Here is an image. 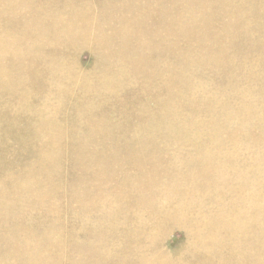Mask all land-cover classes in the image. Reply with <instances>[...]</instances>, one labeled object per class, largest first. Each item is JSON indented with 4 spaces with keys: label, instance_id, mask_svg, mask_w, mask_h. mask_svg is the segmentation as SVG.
I'll return each mask as SVG.
<instances>
[{
    "label": "rangeland",
    "instance_id": "374dc122",
    "mask_svg": "<svg viewBox=\"0 0 264 264\" xmlns=\"http://www.w3.org/2000/svg\"><path fill=\"white\" fill-rule=\"evenodd\" d=\"M38 1H40V4ZM128 1L133 2L134 0H42V2L41 0H31V7L33 6L35 12L37 3L39 8L43 7L42 13L47 14L50 12L49 15H45V19L50 18L51 13L56 16L61 13L72 12L75 14L74 17L88 14L85 19L90 24L81 26L77 24V27L89 28L94 31L97 26H100L103 30L109 31L115 28L114 24L129 19L127 16L129 13L127 11ZM4 2H7L6 5ZM13 2L17 3L18 0H0V34L5 30L12 29L15 24L16 29L14 31L17 36H20L24 33L23 28L25 26L22 23L18 28V22L21 23L25 14L21 17L16 12H12L9 5L14 4ZM21 2L22 0H19V13L22 12ZM235 3L240 4V2ZM167 4L170 5L169 2ZM46 5L50 9L45 8ZM258 13L241 18V25L244 27L249 25L248 21L251 22L253 30L251 35L258 36L264 32V17H261ZM122 14L124 19L118 21ZM74 17L73 19L76 20ZM214 18L216 20H212L213 22H224L227 25L233 20L234 16L224 13L217 14ZM244 19L249 20L245 21ZM202 20H205V16L195 17V25L197 22L201 23ZM258 20L261 21L258 22ZM198 31L195 29L189 38H184L189 36L186 32L181 33V31L172 30L167 33L170 39L175 35L181 46L187 44L189 47H194L196 42H200L198 48L200 53L202 52L203 58L208 60L209 57L210 60L212 59L218 63V65L210 66L206 72L207 75L213 78L215 83L217 82L218 86H226V89L235 88L233 90L240 88L254 89L257 87L259 72L256 75L253 74L256 80L244 79L252 60L251 53L248 54V49H251L252 53L256 55L257 47L254 49L248 48L247 45L243 44L241 49L234 50V44H230L231 47L228 46L226 51L219 50V52L215 49L209 55L211 47H208V44H210V42H207L208 34L206 31L202 32V35H206L203 43V39L202 41L198 39ZM236 35L242 34L236 33ZM22 42L26 43V41ZM55 44L57 43L48 42L35 45L37 67L32 70V75L27 74L24 69L21 71L17 65L14 87L8 89V91H4L3 87L0 88V264H135L133 262L135 253L132 254L131 251L128 252L127 250H131L128 246L136 245V240L124 242L118 238V235L126 228L131 230L132 224L137 227L140 226V228H152V226L158 224V221L154 218L153 213H147V206L145 205L140 208H133V213L139 219L135 216H132L131 221L125 219L126 205L122 200L115 203L114 198L101 206L104 209L106 206L113 208V211L96 210L97 215L94 211L93 213L91 211L85 212V203L89 202L88 198L84 196L86 190H89L91 194L94 193L93 198L95 201L103 200L106 194L112 195L116 192L119 184L111 186L106 194L100 193V188L111 183L112 178L119 173L124 175L126 171L132 172L133 166L126 164V169H124V166L118 165V161H123L121 155L126 151L123 146H120L121 149H119L117 145H114L115 149L110 151V145L104 141L105 136L103 133L108 135L114 133V129H110L111 119L91 121L90 124H93V126H89L90 128L79 126L81 122L80 115H77L76 120L70 119L76 110L84 111L85 116L96 114V112H106L101 105L95 104L94 100L95 96L102 93L100 91L102 88L100 86L101 82L96 83L98 80L97 74L105 70L108 62L99 57L89 43L82 45L74 43L71 47H61ZM218 52L221 53V56ZM262 53L264 54V51ZM125 54H131L133 58V52L130 50L126 51ZM203 54H207V56L204 57ZM214 54L216 55L214 56ZM44 56L45 58H43ZM225 57H229V59ZM241 58L249 60H242ZM130 61H120L118 68L124 70L127 65L125 63ZM223 61L225 62L224 65ZM122 62L124 65L121 64ZM229 63H232V65H229ZM54 64L56 66L58 64V66L56 67ZM68 66L73 73L68 70ZM152 67L150 66V69ZM234 69L237 70V74ZM241 70H245V72L242 73ZM86 72H89L90 75ZM83 73L84 75L81 76ZM230 73L231 75H229ZM76 74L77 76H75ZM87 75L89 77L92 75L91 80L87 79L90 80L89 82H84L86 79L79 81L80 78L82 79ZM225 75H227V78H225ZM60 76L62 77L59 78ZM119 77L121 76L119 75ZM123 79L124 77H121L122 82H120L117 77L116 82L123 86V81L126 80ZM260 81L262 83L257 87L258 92L248 96L249 98L247 97L246 100L247 103L248 100L255 102L259 121L256 122L251 116L241 115L240 108H238L239 101L230 99L229 103L231 109L235 111V115L233 114L234 111L221 110L218 113L215 130L222 142L229 138L237 141L236 145L230 144L228 148L219 146L218 152L228 153L230 156L237 158L238 162L241 160L248 170H251L252 165H255L257 171L264 174V77H261ZM105 82L102 81L104 84ZM224 82L228 83L225 85ZM78 83L84 88L80 86L77 89ZM232 83L233 85L230 86ZM63 85L67 86L63 87ZM89 86L91 88H88ZM97 90L99 91L98 95ZM24 94L26 95L24 96ZM74 96L80 98L82 106L74 105ZM89 98L91 103L89 102L88 105L87 99ZM4 99L7 100L6 104H4ZM52 101L54 102L52 103ZM153 105L154 102L151 100L147 102V106L153 107ZM244 110L247 112L248 107ZM115 114V110L107 111V116L110 118ZM98 125H102L103 130ZM106 129L108 130L106 131ZM97 130L102 131L100 139L91 137V135H95ZM116 132L124 133L127 131L122 129L116 130ZM256 137L258 139H255ZM83 142L90 143L84 144ZM239 148L243 151L241 158L238 156ZM180 151L182 150L180 149ZM87 152H90L86 155L90 156V164L83 165L79 158H86L82 155ZM113 152H116L118 156L113 157ZM100 159L103 163L111 165L112 170L104 180L102 177L101 179L97 177L99 167L95 162L97 161L100 164ZM123 164L125 165V163ZM228 173L226 174L230 176L232 170ZM248 174H251V171ZM181 175L187 178V175L182 173ZM30 177L33 178V181ZM137 178L138 176L128 180L120 179L121 183L129 182L133 185L131 192L128 193L130 195L138 190L137 187H134ZM141 179L145 180V178ZM218 179L219 177L216 178V180ZM162 180H168V178L164 177ZM185 186L187 187V185ZM214 187V184L203 186L200 189L201 195L194 207H178L175 214L179 218L166 221L150 230L149 233L145 230L143 235L144 248L138 251V256L147 257L149 264L151 260H155L158 264H208L207 260L210 264H229L226 252L230 250L224 243L222 244L225 248H220L221 240L226 239V242L233 243L241 238L239 234L223 233L222 228H216L217 232L211 234L212 226L217 223V217L214 219L211 216L228 210V208H218L217 203L221 201L220 205L224 204L225 198L219 201V191ZM159 198L160 200L157 203L149 206L150 210L162 207L165 204V200ZM128 201L130 202L131 198ZM261 205L262 210L258 221L250 230L252 235L250 234L251 236L247 237L248 239L255 236L253 244L257 243L255 246L259 244L261 251H259V255L256 253L252 256L248 252L245 257V264H250V260L251 262L264 264V193ZM190 208L193 212L190 211ZM188 215L200 218V220L206 218L207 221L196 227L193 226L192 221L187 217ZM228 217L229 215L225 216L226 219ZM232 224L235 228L239 226L237 221ZM133 233L137 234V232ZM3 243H7L8 246Z\"/></svg>",
    "mask_w": 264,
    "mask_h": 264
},
{
    "label": "bare ground",
    "instance_id": "6f19581e",
    "mask_svg": "<svg viewBox=\"0 0 264 264\" xmlns=\"http://www.w3.org/2000/svg\"><path fill=\"white\" fill-rule=\"evenodd\" d=\"M38 2L40 4V1ZM235 2H240V4ZM6 3L4 2L5 5ZM13 3L9 5L12 12H16L21 17L25 14L21 23L18 22V28L22 23L25 27L23 28L24 33L20 36H17L14 31L16 29L15 24L12 29L5 30L0 34V88L3 87L4 91L14 87L17 65L21 71L24 69L27 74L32 75V70L37 67L35 45L54 42L61 47H71L74 43H80L81 45L89 43L99 57L108 62L105 70L97 74L98 80L96 83L98 81V83L101 82L100 86L102 88L100 91L102 93L98 95L99 91L97 90L98 96H95L94 100L95 104L101 105L106 112H96V114L85 116L84 111L76 110L70 119L76 120L77 115H80L81 122L79 126L83 127L93 126L90 122L94 120L106 121L111 119L110 129H114V133L109 135L103 133L105 136L104 141L110 145V151L115 149L114 145H117L119 149H121L120 146H123L126 151V153L121 155L123 161H118V165L124 166V169H126V164L133 166L132 172L126 171L124 175L119 173L112 178L113 181L111 183L105 184L100 188V193L106 194L111 186L119 184L118 190L112 195L106 194L103 200L95 201L93 198L94 193L91 194L89 190H86L84 196L88 198L89 202L85 203V212L91 211L93 213L94 211L97 215L98 210L104 209L101 206L107 204L111 198H114L115 203L118 200H122L124 205H126L127 213L125 214V219L131 221L132 216L139 219L133 213V208H140L145 205L147 206V213H153L154 218L158 221V224L152 226V228H140V226L137 227L132 224L131 230L126 228L118 235V238L124 242L136 240V245L128 246L131 250H127L128 252L131 251L132 254L135 253L133 262L135 264H149L147 257L141 254L142 258L138 256V251L144 248L143 235L145 230L149 233L150 230L164 222L179 218L175 214L178 207H194L201 195L200 189L211 184H214V188L219 191V201L225 198L224 204L220 205L221 201L217 203L218 208H228L229 210V212L224 210L220 214L211 216L214 219L217 217V223L212 226L211 234L217 232L216 228H222L223 233H229L230 235L239 234L241 238L233 243L226 242V239L221 240L220 248L224 249L226 246L230 250L226 252L228 254V263L245 264V257L248 252L251 256L256 253L259 255L261 247L258 246L259 244L255 246L257 243L253 244L255 236L248 239L247 237L252 235L250 230L256 225L255 223L258 221L262 210L261 200L264 193V174L257 171L255 165H252L251 170H248L241 160L238 162L237 158L230 156L228 153L218 152L219 146L228 148L230 144L236 145L237 141L229 138L222 142L219 140L215 129L218 113L221 110L234 111L231 109L230 99L239 101L238 108H240L241 115L251 116L256 122L259 121L255 102L248 100L247 103L246 100L248 96L258 92L257 87L262 83L260 79L264 77V54L262 53L264 51V32L258 36L251 35L253 32L251 22L246 19L249 25L247 24L248 26L244 27L241 25V18L255 15L256 12H259L258 14L264 17V0L128 1L127 11L129 13L127 16L129 19L114 24L115 28L109 31L103 30L100 26H97L94 31L80 27L81 25L90 24L85 19L88 14L74 17L75 14L72 12L61 13L56 16L51 13V17L45 19V15H49L50 12L47 14L45 12L42 13L43 7L39 8L37 3V9L34 12L33 6L31 7V0H22L20 3L22 12L20 13L19 0L17 3ZM45 8L50 9L48 5ZM224 13L234 16L233 20L227 25L224 22L215 23L212 21L216 20L214 17L217 14L221 15ZM198 16H205V20H202L201 23L197 22L195 25V17L198 18ZM122 19H124L123 14L118 18V21ZM260 21L258 20V22ZM77 24H80V26L77 27ZM195 29L199 30L197 36L200 41L203 39V43L206 35H202V32L206 31L208 34L207 42H210L208 47H211L209 55L215 49L226 51L230 44H234V50L237 48L241 49L243 44L247 45L248 48L254 49L257 47L256 55L252 53L251 49H248V54L251 53L252 60L246 71V78H244L250 81L256 80L253 74L256 75L259 72L257 87L254 89L240 88L233 90L235 88L226 89V86H218L217 82L215 83L213 78L206 74L210 66L218 65V63L212 59L210 60L209 57L208 60L203 58L202 52L200 53L198 48L200 42H194V47H189L187 44L186 46H181L175 35L170 39L167 33L172 30L181 31V33L186 32L189 36L183 37L189 38ZM236 33L242 35H236ZM22 41H26V43ZM128 50L133 52V58L131 54H125ZM219 54L221 56V53ZM254 56L255 58H253ZM47 57L50 58L49 56ZM225 58L229 59V57ZM233 59L235 60V58ZM120 61L130 62L125 63L127 65L126 68L123 66V70V68H118ZM224 63L223 61V65ZM229 65H232V63H229ZM150 66H153L152 69H150ZM70 69L69 67L68 70L71 72ZM235 71L237 74V70ZM241 71L242 73L243 71L245 72V70ZM88 75L82 79L80 78L79 81L86 79L84 82H89L91 80L90 77L94 74L90 77ZM119 75L126 79H123V86L116 82L117 77L118 80L121 78ZM94 76L96 77V75ZM226 76L225 78H227ZM58 80L60 81L61 79ZM120 82L122 81L120 80ZM236 82L238 83V81ZM226 83L228 82H224L225 85ZM229 83L231 82L229 81ZM246 83L249 84L248 82ZM78 84L77 89L83 85V83L82 85ZM66 86L63 85V87ZM91 86L88 88H91ZM92 88L94 87L92 86ZM56 90L58 89L56 88ZM57 92L60 94L59 91ZM74 100L75 106H82L79 97L74 96ZM150 100L154 102L153 107L147 106V102ZM3 101L4 104L7 103L6 99ZM89 102L90 98L87 99L88 105ZM247 107L248 111L245 112L244 109ZM109 110H115L116 113L114 116L111 115V118L107 116V111ZM233 114L235 115V111ZM101 126L98 125V127L102 128ZM122 129H126L127 132H116V130ZM101 136L102 131L100 130L95 131V135H91L94 139H100ZM255 139H258V137ZM83 143L88 144L90 142ZM180 149L182 151L179 152ZM87 154H90V152L82 156ZM112 154L113 157L118 156L116 152ZM242 154L243 151L239 148L238 156L241 158ZM79 161L83 165H88L90 164V156L81 157ZM95 164L99 167L97 174L99 179L102 177L104 180L109 176L112 171L111 165L103 163L101 159L100 164L97 161ZM231 170L232 173L228 176L227 174ZM249 171H251V174H248ZM181 173L187 175V178H184ZM135 176H138V178L135 179L134 187H137L138 190H135L130 195L128 193L131 192L133 185L129 182L121 183L120 179L128 180ZM140 177L145 178V180ZM164 177L168 178V180H162ZM217 177H219L218 180H216ZM30 178L33 181V178ZM90 189L92 190V188ZM159 197L165 200V204L162 207L150 210L149 206L157 203L160 200ZM129 198H131L130 202L128 201ZM191 208L190 211H192ZM113 210V208L106 206L104 212ZM227 215H229L228 219L225 218ZM187 217L192 221L193 226L196 227L207 221L206 218L200 220V218H194L191 215ZM236 221L239 226L235 228L232 223ZM133 232H137V234ZM3 244L7 245V243ZM207 263L210 264L208 260ZM150 264L158 263L155 260H151ZM250 264L259 263L251 262L250 260Z\"/></svg>",
    "mask_w": 264,
    "mask_h": 264
}]
</instances>
